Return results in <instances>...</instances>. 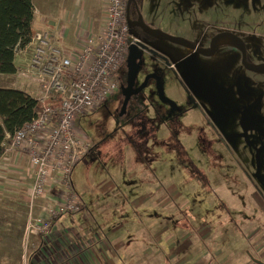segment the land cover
<instances>
[{
    "label": "rangeland",
    "instance_id": "374dc122",
    "mask_svg": "<svg viewBox=\"0 0 264 264\" xmlns=\"http://www.w3.org/2000/svg\"><path fill=\"white\" fill-rule=\"evenodd\" d=\"M135 3L151 29L198 50L208 47L216 34L229 33L243 41L250 64L264 63V0ZM219 40L211 58L166 39L149 38L147 47L156 56L142 55L137 78L156 75L176 112L160 101L155 85L149 83L121 117L117 95L96 112L78 116L77 131L93 145L71 179L77 191L87 193L85 201L113 190L135 198L163 186L171 224L203 235L207 252L203 247L197 251V264H264V70L246 71L236 42L234 47L217 46ZM19 77L0 75V86H10ZM133 156L148 163L144 170L133 167ZM5 167L0 162V264H16L18 248H9L8 241L15 245L17 233L7 232V227L23 224L26 217L34 221L43 201L37 209L21 197L9 204L4 192L25 194L29 179L16 177L19 183H9ZM6 234L12 235L3 247L1 237ZM196 242L189 240L194 249Z\"/></svg>",
    "mask_w": 264,
    "mask_h": 264
},
{
    "label": "crops",
    "instance_id": "0c3cea01",
    "mask_svg": "<svg viewBox=\"0 0 264 264\" xmlns=\"http://www.w3.org/2000/svg\"><path fill=\"white\" fill-rule=\"evenodd\" d=\"M102 1L32 0V28L36 33L56 31L57 45L67 50L73 49L85 32L98 30ZM30 56L29 47L15 54L16 73L3 76L20 77L10 81V86L6 84L0 88L22 90L35 97L39 89L37 80L26 70ZM18 71L21 73L17 74ZM14 84L18 87L11 86ZM145 157L143 155L142 159ZM130 161L137 169L144 170L148 165L145 160L136 161L135 156ZM27 166V161L23 159L3 168L9 177L7 181L19 183L16 177L26 180ZM72 185L84 206L78 214L63 215L53 221L46 239L43 236L27 235V217L23 218V224L20 222L16 226L11 225V228L7 227V232L17 233L15 245L8 241V245H12L9 248H18L16 264H197V251H206L202 246L203 235L200 230L183 232L180 223L171 224L170 217L173 214L168 205L169 200L164 199L161 194L163 186H158L154 191L136 194L135 198L113 190L92 194L89 201H85L87 193L77 191L73 181ZM4 195L11 205L19 197L27 202L26 193L20 195L18 191H7ZM37 212L40 213V208ZM78 215L79 218L76 219ZM1 231L4 234V228ZM11 235L1 237L3 247L6 237ZM193 238L197 240V249L189 243Z\"/></svg>",
    "mask_w": 264,
    "mask_h": 264
},
{
    "label": "built area",
    "instance_id": "2783aa9c",
    "mask_svg": "<svg viewBox=\"0 0 264 264\" xmlns=\"http://www.w3.org/2000/svg\"><path fill=\"white\" fill-rule=\"evenodd\" d=\"M127 1L103 0L98 30L85 32L73 49L57 45L56 31L38 32L26 46L41 109L9 138L0 162L27 161L26 200L30 208L43 201L38 218L27 222L29 234L46 239L53 219L81 210L71 173L92 143L77 131L75 120L96 112L118 91L129 48L137 45L127 24Z\"/></svg>",
    "mask_w": 264,
    "mask_h": 264
},
{
    "label": "trees",
    "instance_id": "16d2710c",
    "mask_svg": "<svg viewBox=\"0 0 264 264\" xmlns=\"http://www.w3.org/2000/svg\"><path fill=\"white\" fill-rule=\"evenodd\" d=\"M33 20L32 0H0V75L16 73L14 58L17 50H23L36 34L32 28ZM40 109L36 97L18 89L0 88V158L9 138L30 123Z\"/></svg>",
    "mask_w": 264,
    "mask_h": 264
},
{
    "label": "water",
    "instance_id": "95a60500",
    "mask_svg": "<svg viewBox=\"0 0 264 264\" xmlns=\"http://www.w3.org/2000/svg\"><path fill=\"white\" fill-rule=\"evenodd\" d=\"M132 3L135 4V0H128L127 1L126 13H128L129 6ZM127 23L129 25H135L136 27L141 29L144 34H146L148 36H154L157 38L166 39V40L170 41L171 43L185 47V48L189 49L190 51L199 52L193 44H191L189 42H185V41L177 39V38H172V37L164 34L163 32L151 29V28L147 27L146 25H144L140 22H132L128 18ZM223 36H226V34H220V35H217L216 37H214L210 42L209 50H207V52H204V53L201 52V54L202 55H209L213 51V46H214L215 40H217ZM235 40H236V43L240 47V50L242 53V64L245 66L246 69L253 71V70L260 69V68H264V64L258 65V66H251V67L247 66V64L245 62V49H244L243 43L239 39H235ZM139 58H140V53L138 52L137 48L135 46H131L129 48L128 56L126 59V68H127V71H126V87L123 88V90H122V95H123L124 99H123V102H122V105L120 108L119 116H122L125 113V108L127 106V103L129 102V99L131 98V96L137 95L145 87L146 82L148 80V77L145 78L144 82L137 89H133L134 81H135L136 75H137ZM154 78H155L156 83H157V93H158L160 100L163 103L170 105L172 110L173 109L175 110L176 105L171 100H169L168 98H166L164 96L162 89H161L160 80L157 77H154Z\"/></svg>",
    "mask_w": 264,
    "mask_h": 264
},
{
    "label": "flooded vegetation",
    "instance_id": "af4514ba",
    "mask_svg": "<svg viewBox=\"0 0 264 264\" xmlns=\"http://www.w3.org/2000/svg\"><path fill=\"white\" fill-rule=\"evenodd\" d=\"M136 1V0H135ZM128 18H129V20L130 21H132V22H140V23H142V24H144V22H143V20H142V18H140V15H139V12H138V9H137V6H136V3L135 4H131L130 6H129V10H128V13H127V20H128ZM128 24V23H127ZM144 25H146V24H144ZM147 26V25H146ZM128 28H129V31L132 33V35L137 39V42H136V44L137 45H135V47L137 48V50H138V52L140 53V58H139V60H138V69H137V75H136V79H135V81H134V86H133V89H137L143 82H144V79L145 78H147L148 77V80H147V82H146V85H148L149 83H152V84H154L155 85V91H156V94H157V97L159 98V96H158V93H157V83H156V80H155V78L154 77H157L156 75H154V74H152V73H146V74H143V75H141V80H143L142 81V83H141V80L139 79L138 80V74H140V68H141V65H142V55L143 54H148L149 56H156L148 47H147V40L150 38H153L154 36H148V35H146V34H144L143 32H142V30L141 29H139L138 27H136L135 25H129L128 24ZM220 34H226V35H228V36H230L231 37V39L233 40V41H235L236 42V40L235 39H239L242 43H243V41L240 39V38H238V37H236V36H234V35H232V34H229V33H218V34H216L215 35V37L217 36V35H220ZM155 38H157V37H155ZM214 38V37H213ZM162 39V38H161ZM220 39V38H219ZM218 40V39H217ZM217 40H215V43H216V41ZM214 43V46H213V51L209 54V55H202L201 54V52L202 53H204V52H207V50H209V45H208V47H203V49H201V50H198L197 48V50L200 52H195V51H190V52H193V53H196V54H199V55H202V56H205V57H211V58H215L214 56H215V52H217L216 51V48H215V46H216V44ZM237 44V43H236ZM236 44H235V46H236ZM243 46H244V49H245V62H246V64H247V66H258V65H253V64H250L249 62H248V53H247V47H245V45H244V43H243ZM236 50V52L240 55V59H241V65H242V67L246 70V71H249V72H254V71H263L264 70V68H260V69H257V70H253V71H251V70H248V69H246L245 68V66L242 64V53H241V50H240V47H239V45L237 44V49H235ZM264 64V63H263ZM263 64H260V65H263ZM126 71H127V68H126V64H125V67L121 70V72H120V77H119V87H118V91H117V93L115 94V95H117L120 99H121V101H120V104L122 105V102H123V95H122V90H123V88H125L126 87ZM123 74H124V79H123ZM149 74V75H148ZM154 76V77H153ZM144 78V79H143ZM158 78V77H157ZM159 79V78H158ZM138 80V81H137ZM145 85V86H146ZM142 91V90H141ZM140 91V92H141ZM138 93L137 95H139V94H141V93ZM137 95H133V96H131V98L129 99V102L127 103V106H126V108L127 107H129L130 106V103H131V101L133 100V99H135L136 98V96ZM160 99V98H159ZM161 101V100H160ZM169 109H170V111H172V112H176V109L174 110H172L171 109V106L170 105H168V104H166V103H164ZM121 105H120V108H121ZM120 108H119V113H120ZM126 108H125V111H126ZM121 117V116H120ZM208 123V122H207ZM210 123H208V125H209ZM211 125V124H210ZM212 127V126H211ZM208 128H209V126H208ZM209 130H210V128H209ZM213 130V129H212ZM244 174V176H245V178H249L245 173H243ZM250 179V178H249Z\"/></svg>",
    "mask_w": 264,
    "mask_h": 264
},
{
    "label": "bare ground",
    "instance_id": "6f19581e",
    "mask_svg": "<svg viewBox=\"0 0 264 264\" xmlns=\"http://www.w3.org/2000/svg\"><path fill=\"white\" fill-rule=\"evenodd\" d=\"M221 45H227V46H235V42L231 39V38H228V37H222L220 38L217 46H221Z\"/></svg>",
    "mask_w": 264,
    "mask_h": 264
}]
</instances>
